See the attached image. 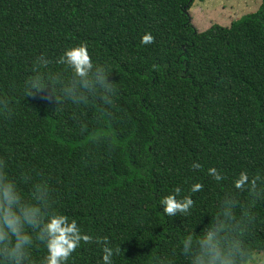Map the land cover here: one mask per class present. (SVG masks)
<instances>
[{
  "label": "trees",
  "instance_id": "trees-1",
  "mask_svg": "<svg viewBox=\"0 0 264 264\" xmlns=\"http://www.w3.org/2000/svg\"><path fill=\"white\" fill-rule=\"evenodd\" d=\"M192 2L0 0V95L16 98L13 114L0 115V158L14 177L46 180L56 208L84 233L120 245L115 264L171 253L185 229L211 218L236 173L264 174V4L200 32ZM145 32L152 44L140 43ZM80 44L111 70L110 107L56 102L51 87L23 96L26 79L56 70L63 51ZM209 167L226 179L213 181ZM194 183L203 188L190 191ZM177 187L194 201L187 217L160 206ZM253 212L254 256L264 254V203ZM100 256L98 243L82 242L69 264H100Z\"/></svg>",
  "mask_w": 264,
  "mask_h": 264
},
{
  "label": "clouds",
  "instance_id": "clouds-1",
  "mask_svg": "<svg viewBox=\"0 0 264 264\" xmlns=\"http://www.w3.org/2000/svg\"><path fill=\"white\" fill-rule=\"evenodd\" d=\"M154 39L151 32H145L140 43L149 45ZM36 62L41 69L48 66L44 55L37 57ZM55 63L60 66L56 70L36 71L24 81L23 96L51 87L56 102L59 99L77 106L96 103L102 109L113 104L115 85L111 70L92 61L86 44L65 49ZM15 105L14 96L0 95V115L11 116ZM8 168L7 159L0 158V264H69L82 242L93 241L101 246L100 264H115V258L123 255L120 245H112L107 237L84 233L75 219L61 213L55 206L54 189L46 180L33 179L28 173L14 177ZM192 168L200 169L201 164L193 162ZM207 175L218 184L226 179L216 167H209ZM202 188L201 183H194L190 191ZM180 193L177 187L160 200L165 216L191 214L194 201ZM241 193L246 194V201L240 199ZM262 203L264 174L239 171L231 178L230 189L217 199L211 218L205 223L201 216L183 231L171 253H153L151 264H177V256L181 264H251L253 207ZM41 248L44 255L37 259L34 252Z\"/></svg>",
  "mask_w": 264,
  "mask_h": 264
},
{
  "label": "rangeland",
  "instance_id": "rangeland-1",
  "mask_svg": "<svg viewBox=\"0 0 264 264\" xmlns=\"http://www.w3.org/2000/svg\"><path fill=\"white\" fill-rule=\"evenodd\" d=\"M258 5L259 0H193L189 13L192 24L203 32L213 24L228 27L240 17L255 13ZM251 264H264V254H255Z\"/></svg>",
  "mask_w": 264,
  "mask_h": 264
},
{
  "label": "flooded vegetation",
  "instance_id": "flooded-vegetation-1",
  "mask_svg": "<svg viewBox=\"0 0 264 264\" xmlns=\"http://www.w3.org/2000/svg\"><path fill=\"white\" fill-rule=\"evenodd\" d=\"M264 4V0H259V5H258V9ZM257 9V10H258Z\"/></svg>",
  "mask_w": 264,
  "mask_h": 264
},
{
  "label": "water",
  "instance_id": "water-1",
  "mask_svg": "<svg viewBox=\"0 0 264 264\" xmlns=\"http://www.w3.org/2000/svg\"><path fill=\"white\" fill-rule=\"evenodd\" d=\"M193 0H189V2L191 3Z\"/></svg>",
  "mask_w": 264,
  "mask_h": 264
},
{
  "label": "crops",
  "instance_id": "crops-1",
  "mask_svg": "<svg viewBox=\"0 0 264 264\" xmlns=\"http://www.w3.org/2000/svg\"><path fill=\"white\" fill-rule=\"evenodd\" d=\"M209 27H210V26H209ZM209 27H208V28H209ZM208 28H207V29H208Z\"/></svg>",
  "mask_w": 264,
  "mask_h": 264
}]
</instances>
